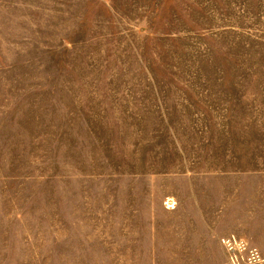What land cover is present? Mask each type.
<instances>
[{
    "label": "rangeland",
    "instance_id": "obj_1",
    "mask_svg": "<svg viewBox=\"0 0 264 264\" xmlns=\"http://www.w3.org/2000/svg\"><path fill=\"white\" fill-rule=\"evenodd\" d=\"M247 248L264 258V0H0V264Z\"/></svg>",
    "mask_w": 264,
    "mask_h": 264
},
{
    "label": "built area",
    "instance_id": "obj_2",
    "mask_svg": "<svg viewBox=\"0 0 264 264\" xmlns=\"http://www.w3.org/2000/svg\"><path fill=\"white\" fill-rule=\"evenodd\" d=\"M225 246L229 249H240L245 244L242 240L241 241H235L231 240L229 237L228 239L222 240ZM247 255H246V261H244L245 264H264V258L261 257L258 250L256 248H247ZM234 264H241L242 261L239 258L233 259Z\"/></svg>",
    "mask_w": 264,
    "mask_h": 264
}]
</instances>
